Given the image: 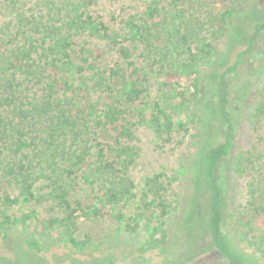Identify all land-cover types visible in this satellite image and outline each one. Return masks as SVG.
<instances>
[{"label": "trees", "instance_id": "obj_1", "mask_svg": "<svg viewBox=\"0 0 264 264\" xmlns=\"http://www.w3.org/2000/svg\"><path fill=\"white\" fill-rule=\"evenodd\" d=\"M247 1L0 0V241L20 229L28 250L91 254L127 237L136 254L119 260L151 264L184 243L168 225L192 173L208 196L209 247L255 264L224 233L217 176L234 146L230 80L254 59L245 117L256 136L230 164L245 181L232 230L264 261V19L239 18ZM102 2L119 13L106 20ZM93 43L111 59L100 63ZM140 130L158 148L191 139L188 169L135 179ZM105 222L101 242L78 236L80 223Z\"/></svg>", "mask_w": 264, "mask_h": 264}, {"label": "rangeland", "instance_id": "obj_2", "mask_svg": "<svg viewBox=\"0 0 264 264\" xmlns=\"http://www.w3.org/2000/svg\"><path fill=\"white\" fill-rule=\"evenodd\" d=\"M97 11L106 20L109 19L110 13L115 15L119 13L117 6H111L106 2L100 3ZM250 11H254L264 19V0H248L245 2L239 9V18L244 20L245 15ZM241 25H243L242 22ZM91 46L98 50L100 63L111 59L112 52L106 45L93 43ZM237 49L228 57V61L233 59ZM256 66L257 60L253 59L252 62L245 60L241 70L230 80L228 95L230 116L234 124V146L229 156L220 163L217 176L223 187L222 216L225 235L238 253L255 264H264V261L254 254L251 249L244 243L239 242L232 230V216L238 205L244 201L245 181L236 178L231 173L230 164L239 150L249 148L255 140L256 133L248 125L245 112L246 105L249 102L247 94L251 89V69ZM245 81H247L246 85H244ZM242 85L245 89L241 87ZM138 134L141 139L142 157L133 173L135 179L138 180L142 175L153 170L162 169L167 174H173L179 170L188 169L189 161L195 152L191 139L188 138L182 146L172 145L158 148L152 135L147 130H140ZM177 189L181 194L182 204L169 221L168 227L170 233L182 232L183 229L184 243L181 246L177 245V249L174 251L169 250L170 255L166 256L165 259H152L154 261L149 259L151 264H177L180 262L183 264H227L217 251L209 247L210 240L205 224L208 196L200 180L195 179L192 173L187 176L183 175ZM79 227L78 236L80 238L88 234L95 243H99L107 234L113 233L114 224L111 222L98 225L80 223ZM22 239L21 230L16 229L11 232L7 241H0V264H89V262L92 264H105L106 261L107 263L111 262V264H128V259L136 254L134 242L127 237L112 240L102 246L103 250L101 252L91 254H72L67 250L58 248H52L44 253H37L26 249ZM126 255L129 258L125 262H121L119 259L125 258Z\"/></svg>", "mask_w": 264, "mask_h": 264}]
</instances>
